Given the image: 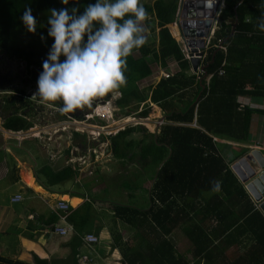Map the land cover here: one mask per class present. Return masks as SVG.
<instances>
[{"label":"trees","instance_id":"1","mask_svg":"<svg viewBox=\"0 0 264 264\" xmlns=\"http://www.w3.org/2000/svg\"><path fill=\"white\" fill-rule=\"evenodd\" d=\"M178 1L141 0L149 13V19L145 22L148 29L146 36H156L157 40L156 43L147 42L127 58V86L117 92L119 96L114 100V105L117 110H130L131 104L135 105V109L139 104H143V110L140 112H124L125 116L138 119L146 118L154 104L164 114L166 123L148 142L141 140L134 144L125 141V137L136 129H141L138 125L128 126L107 137L108 148L113 157L131 159L136 154L130 149L138 147V156L143 164L156 169L149 209L142 212L136 208L115 205L114 215L120 222L130 225L132 222L136 223L137 219L138 227L150 222L167 234L173 224L180 222V226L187 229L186 234L195 232L205 236L214 234L217 231L216 222L221 228L223 220L229 216L232 221L228 227L231 228L236 225L235 222H240L233 227L235 232L249 233V240L254 242L257 253L260 251L264 258V218L255 210L239 178L230 168V163L245 151L238 153L233 145L219 142L221 140L246 144L252 115L264 113V110L253 109L239 101L241 96L246 95L264 97V31L258 26L261 15L264 14V0H225L217 29L202 60L203 66L207 64L206 73L190 70L189 62L183 57L180 46L170 30L176 19ZM95 3L96 0H69L67 5H64L62 0H0V51L20 61V66L37 65L43 71V62L54 43V39L48 35L49 10L67 8L71 14V9L77 8V14L80 15L87 5ZM26 8L31 9L37 27L35 33L30 32L27 35L28 42L24 43L13 33L17 28L22 29L20 26H25L22 16ZM24 31L27 32V28ZM219 40L226 50L216 46ZM34 43L42 45L46 51L37 52ZM64 59L62 56L61 61ZM151 61L161 69H167L168 61H171L174 69H170L171 74L168 77H161L154 85H148L150 87L145 92L139 82L153 73ZM220 70L223 73L219 74ZM110 94L102 99H107ZM20 103L18 106L24 107L25 103ZM58 105L62 106L61 103ZM26 107L20 116L17 112L5 114L3 128L6 131H26L32 127L25 118ZM78 110L85 114L89 113L91 108ZM59 115L57 121L66 118L64 113ZM192 122L197 128L189 126ZM142 132L149 134L145 130ZM80 137L77 133L72 134L75 141ZM78 142L79 148L84 146L82 139ZM226 150H231L234 156L226 157ZM75 175L76 171L70 166L54 171L44 164L37 170V176L43 178L41 184L47 189ZM215 181L221 184L219 192L212 191ZM97 197L100 198L101 195ZM187 199L197 200L191 216H187L181 206V202ZM177 214L181 218H177ZM79 217L76 212L67 217L75 231V236L70 242H76L73 245L74 252L82 241L80 239L87 234L79 226ZM209 219L213 220L215 225L206 223ZM58 220V216L52 214L45 224L53 231ZM207 244H211V241H207ZM159 247L151 245L152 254H156ZM140 250L130 249L137 256L133 259L127 258L128 264H147L148 259H144L145 256L141 255ZM171 250L173 253V248ZM249 256L240 258L237 264H252L256 259L253 250L249 252ZM48 263L47 259H36L34 263H28L0 255V264ZM261 264H264V259Z\"/></svg>","mask_w":264,"mask_h":264},{"label":"crops","instance_id":"2","mask_svg":"<svg viewBox=\"0 0 264 264\" xmlns=\"http://www.w3.org/2000/svg\"><path fill=\"white\" fill-rule=\"evenodd\" d=\"M232 31L234 32V27ZM239 101L242 105L253 107V109L264 110V97H251L246 95L241 96ZM189 126L197 128L194 122ZM123 129L124 127L116 128L114 133L108 135L113 136ZM133 136H136V134H133ZM5 137L8 136L5 135ZM107 137L108 136H105L104 138L96 137L92 139V146H95L92 148L86 147V145L81 148H79L78 145L75 146L80 149V153L78 155L73 154L71 158L77 156V163L71 162L69 148L66 149L64 153H59L55 159H50L52 162L51 165L49 163L46 164H48L52 170L57 171L66 166H70L76 171V175L60 184L48 187L49 190L41 184L43 178L37 176V170L44 164L40 165L37 169H32L31 167L27 168V159L24 161L23 158H27V156L31 157L29 154L30 151L29 153L22 155V153L17 150L15 152L14 150V148L18 149L19 146L23 144L25 138L18 140L16 143L18 145L12 147L11 150H9L7 144L2 145L3 158L0 160V202L2 205L0 206V245L4 243L3 240L7 237L8 239L13 238L16 241V244L14 247L8 245L10 248H0L1 256H16L13 259H19L28 263H34L36 259H47L51 264H81V260H79L77 255L86 254L90 258L88 264H92V255L80 251L82 246H86L90 248V252L97 255L104 264H128L126 261L127 258L133 259L137 256L136 254H133L130 249L139 248L141 249V255L143 257L145 256L144 259H148L146 260L147 264H237V262L241 260L240 258L249 256L251 250H253L256 255V259L252 264H261V262H263L264 258L261 252L259 251L257 253V246L254 242L249 240V238H251L250 234L246 232H235V228L233 227L239 225L240 222H235L234 224L236 225L231 228L228 227V224L232 221L229 216L223 220L221 228H219V225H217L216 222L217 231L214 234L207 236L202 233L197 235L195 232L186 234L187 229H184L185 227L182 228L179 222L176 225L173 224L169 234L160 230L161 233L158 234L156 232L152 240L149 239L147 234L148 228L145 226L148 222L141 224L142 227H138L139 222L137 219L136 223L132 222V225L120 222L114 215V205H111V207L109 206V208L105 205L107 200L106 197L101 195V193L106 189V185H102L103 183L101 182V179L103 175H100L98 172L102 170L104 161H108V163L110 162L113 168L114 164L112 163L114 160L130 159L113 157L110 149L105 155L98 152L100 150H97L98 148L96 145H109ZM141 140L147 141V138L140 137L125 141H131L134 144H137ZM219 142L233 145L235 148L234 150L238 153L242 150L245 151L243 155L250 153V151L254 149H258L264 153V113H255L252 115L249 136L246 144H234L221 140H219ZM24 145L27 146L26 144ZM135 149L136 151L134 154L136 155L131 159L136 157V161L141 162L139 166L135 164V167L142 172L144 164L138 156V147ZM225 154L228 158H231L233 155L231 150H226ZM243 155L238 156V158H235L233 162L230 163V168L237 177L238 174L233 169V165L238 161L239 157ZM9 158L14 160V165L9 166ZM88 158L93 159V161L91 163H86ZM139 162L137 163L139 164ZM139 176L140 174L136 171V174H134L135 179H133V181L138 182V185L136 183L134 184L136 187L141 188L143 186H140L139 182H143L144 180L139 179ZM70 182H77L75 187L76 185H80V188H75V190H71L70 187L65 188L67 185L71 186L69 185ZM239 182L249 195L250 202L253 203L255 210H257L264 218L260 203L256 199L259 198V194H257V192H251L255 191L254 186L252 185V187H250V185H245L240 178ZM257 183L261 182L258 181ZM256 185L257 184H255V186ZM141 189L143 190V188ZM75 192H82L83 196L81 197L75 194ZM5 194H7V205L2 203ZM17 194H20L22 199L17 202H12L11 199ZM97 195H101V197L98 198ZM67 197L75 199L74 202L72 203ZM26 198H28V200L31 199V202H26ZM137 198H139L142 203H139L140 200L138 199L137 202H135V206L140 207V209H138L142 211L144 197L142 195ZM49 200L54 201V206H50L51 203ZM60 201L67 203L69 208L68 216L75 212L76 215L80 216L78 210L84 205L91 207V215L94 213L98 215L95 211H99V208H104V210H100V217L95 230L86 232L87 234H93L98 238L99 241L96 246L81 241L80 245L76 248V252H74V250H71L70 248L73 249L72 246L76 242H70L73 236H75V231L67 218L65 221L66 224L61 220H58L54 227L55 230L57 225L59 227H64L65 225L70 226L72 231L66 236L57 235L54 233V230H50V227L45 224L46 218L52 214H60V211L57 209V203ZM196 201L197 200L194 201L187 199L181 202L182 205L180 203V205L184 207L187 216L192 215V209L196 206ZM44 206H47V211L42 209ZM40 209H42V211H40ZM177 215V218H181L179 214ZM243 218L244 217H241V219ZM77 220L80 221L81 216ZM206 223H214L215 225V222L211 219ZM214 225L211 226V228L214 227ZM112 237L115 239V243L112 242ZM26 238H30L31 242H26ZM80 240H82V238ZM209 240L211 241V244H207V241ZM151 245L160 246L156 254H152V251L150 250ZM213 246H217V249ZM172 248L173 253H171ZM128 252H130V254H128ZM240 264L244 263L241 262Z\"/></svg>","mask_w":264,"mask_h":264},{"label":"clouds","instance_id":"3","mask_svg":"<svg viewBox=\"0 0 264 264\" xmlns=\"http://www.w3.org/2000/svg\"><path fill=\"white\" fill-rule=\"evenodd\" d=\"M62 3L67 5L69 0H62ZM214 4L215 0H208L207 6L214 8ZM49 11L48 35L54 39V43L47 59L43 62V71L37 81L38 91L34 96H39L46 102H61L62 107L56 105L59 109L58 113H72L78 109L91 108L89 113L79 115V118L84 116L83 120L86 122L94 119H105L104 122L112 120L113 113L118 111L114 105V100L119 96L117 92L127 86L125 75L128 70L127 58L134 50L147 43L148 29L145 23L149 19L147 9L141 0H96L95 4L87 5L80 15L77 14L79 11L77 8H72L71 14L67 8ZM22 21L29 32H36L37 22L30 8L24 11ZM258 26L264 31V14L261 15ZM178 38L181 42V46L177 42L180 49L185 51L179 34ZM41 39L43 40L44 37ZM205 54L204 50L203 58ZM62 56L65 58L63 61H61ZM200 60L195 71L190 67L192 72L201 73L203 59ZM114 93H116L115 98L112 96ZM108 94L110 96L107 99H102ZM96 107L99 115L92 114ZM17 115L20 116L18 113ZM85 115H93V117L86 119ZM123 119L124 122L130 121L123 122L120 126L125 129L131 123L132 126H139L141 118L125 116ZM95 128L93 133L97 131L100 134H109L105 131L109 128L105 126H95ZM73 133L83 134V132ZM220 190V182H213L212 191Z\"/></svg>","mask_w":264,"mask_h":264},{"label":"rangeland","instance_id":"4","mask_svg":"<svg viewBox=\"0 0 264 264\" xmlns=\"http://www.w3.org/2000/svg\"><path fill=\"white\" fill-rule=\"evenodd\" d=\"M177 21H178V15H177L176 22ZM20 27H22V29L17 28L15 32L13 33V35L17 37L18 39H20L22 42L26 43L28 42V37H29L27 35L30 32L24 31L26 29L25 26H20ZM170 30L173 36L177 38L176 41L181 46V42L178 38L176 26L173 25L172 27H170ZM156 40H157L156 36L147 35L148 43H152L153 41L156 43ZM34 45L36 46L37 52L44 53L46 51V49L42 45H39L37 43H34ZM16 60L17 59H15L14 57L0 51V67L2 70L7 71L10 68L21 69L20 64L19 66H17L18 63H20V61L18 60L16 61ZM168 62H169L168 63L169 65L166 70L168 73H171L170 69L171 68L174 69V65L171 61H168ZM151 64H152L153 73L149 77H147V79H144L139 82V85L142 88H144L145 92L147 88L150 87L148 85H154L158 81L159 76H160V71L163 70L160 68L159 65L156 66L152 61H151ZM27 67H28L27 69H28L29 75H30V71H35L37 73V75L35 76L37 77L36 79L38 81V77L40 73L42 72V68L38 67L37 65H31ZM37 81L35 82V84H32V85H28V86L21 85L18 87H13L3 82L4 87L0 88L1 89L0 90V113L4 114V117H5V114L8 115V114H12L15 112L22 115L24 107L27 106L26 107L27 117L25 118L27 119L26 121H28L32 126L31 129L22 131L19 134H15L13 132H8L4 130L3 128H1L2 122L0 118V160L3 158L2 145L7 144L9 150H11L12 147L18 145L16 144L18 140H22L21 138H25L24 139L25 141L23 142V144H21L18 149L14 148V150L15 152L17 150L18 152L22 153V155L25 153H29L30 151L29 154L31 155V157L27 156V158L26 157L23 158L24 161L27 159L26 160V164L28 166L27 168L31 167L32 169H37L40 167V165L46 164V163H49L51 165L52 162L50 161V159L51 160L55 159L59 153L60 154L64 153L66 149L68 148H69L70 158L72 157L73 154L78 155L80 153V149L76 148L75 146H77V144L79 143L78 141H80L81 139L83 140V144L86 145V147H91V148L95 147V146H92V143H93L92 139L96 137L94 138L91 137V134L94 136L97 135L92 132V131H95L94 130L96 129L95 126H99V127L105 126L106 128H109L105 131L109 132V134H112L115 132L116 128H120V126L123 124L124 122L123 118L125 117L124 112L128 111L132 113V112H140L141 110H143L142 104H139L137 109H135V105L131 104L130 110L120 109L114 112L112 120H108L107 122L106 121L104 122L105 119L103 120L94 119L90 122H86L85 120H83L84 116H82L79 119H76V116L74 114L71 115L70 113H65L66 118L64 120L60 119L59 121H57V119H59L60 117L58 113V110H59L58 106H56L52 102H46L42 100L39 96H34L38 91ZM3 90H5L4 91L5 93L3 92ZM19 91H23V92L19 94L20 93ZM27 96H29V98H26ZM112 96L115 98L116 93H114ZM99 100L101 99L99 98ZM21 101L25 103V105H23L24 107L18 106L19 104L21 105L20 103ZM7 104H8V109H6ZM132 105L134 107H132ZM27 109L29 110L27 111ZM68 116L70 117L68 118ZM139 121H140V124L138 127H140L141 129H136V131H134L132 134L125 137V140L145 137L147 138V141H150L151 139H153L152 135H157L161 125L166 123L164 114L160 111L159 107H157L154 104L153 106H151V111L148 114V116L144 119H140ZM126 122H130V121H125L124 123ZM132 125L133 123L130 124V126ZM75 128L77 129L74 131ZM144 130L147 131L149 134H147L146 132H142ZM72 132H78V133L83 132V134L80 133L81 134V135L79 134L81 136L80 139H77L75 141L72 138ZM133 134H136V136H133ZM5 135L8 137H5ZM107 135L108 133L106 134L101 133L99 138H104ZM24 144H26L27 146H25ZM96 147L98 148L97 150H100L98 152L102 153V155L107 154L109 150L108 148L109 145L107 146L105 144H102L100 146L96 145ZM130 151L132 153H135L136 150L134 148L133 149L131 148ZM227 151H230V150H227ZM136 159L137 158L135 157L134 159H130V160H125V159L124 160H118V159L114 160L112 163L114 164L113 168L110 162L109 163L108 161L103 162V165H102L103 168L98 173L100 175H103L101 179V182L103 183L102 185L104 184L106 185V189L105 190L103 189L104 191L101 193V195L103 197H106L107 201L105 202V205L107 206V208H109V206L111 207V205H114V206L123 205L127 207L140 209V207L135 206V202H137V200L139 199L137 197H141L142 195L144 197V205L142 208V212L147 211L149 207L151 206L150 196H151L152 187H153L152 185L154 182L153 177H154V173L156 169H153L151 165H143V170L142 172H140V170L137 167H135V164L139 166L141 162L136 161ZM92 161L93 159L88 158L86 163H89V162L91 163ZM71 162L77 163V156L75 158H71ZM137 162H139V164ZM14 164H15L14 160L9 158V166H12ZM107 164H108V167H107ZM136 171L138 174H140L139 179L144 180L143 182L141 181L139 182V185L143 186L141 187L143 188V190L140 187H136L134 184L136 183L138 185V182L133 181V179H135L134 174H136ZM258 181L259 180H257V182ZM76 183L70 182L69 185L71 186L67 185L65 186V188L70 187L71 190H75V188L79 189L80 185H76L75 187ZM258 184H261V183H258ZM78 193L75 192V194L81 197L83 196L82 192H78ZM67 198H69L68 200H70L72 203L75 200L70 197H67ZM25 201L30 203L31 199L28 200V198H26ZM7 202H8L7 194H5L4 200L2 201V203H4V205H7ZM49 202L51 203L50 206H54V201L49 200ZM21 203H20V206H21ZM139 203H142L141 200ZM0 206H2L1 202H0ZM42 209L47 211L48 208L47 206H44L42 207ZM42 209H40V211H42ZM99 209L104 210V208H99ZM100 210L95 211L98 215H96L95 213L91 215V207L88 205H84L78 210L81 216V221L79 223V226L83 231L89 232L90 230H95L99 217H100V214H99ZM49 217L46 218L45 221H48ZM145 226H147L148 228L147 234L150 240L154 238L156 232L158 234L161 233L160 230L156 228L150 222L147 223V225ZM111 240L113 243H115V239L113 237ZM0 241H1V237H0ZM3 241L4 243L0 245V248H10L8 245H10L11 247H14V245L16 244V241L13 238L8 239L7 237ZM26 242H31V239L26 238ZM70 249L73 250L72 248ZM80 251L84 253H88L89 255H92L93 257L92 264H104L97 257V255L92 254V252H90L91 251L90 248L86 246H82ZM5 257L7 258L10 257V259H13L16 256H5ZM13 260H17V259H13Z\"/></svg>","mask_w":264,"mask_h":264},{"label":"water","instance_id":"5","mask_svg":"<svg viewBox=\"0 0 264 264\" xmlns=\"http://www.w3.org/2000/svg\"><path fill=\"white\" fill-rule=\"evenodd\" d=\"M207 5L208 0H179L176 9L177 33L184 43L186 52L191 56L189 64L192 71H195L200 64L225 0H215L214 8H209ZM234 14L236 17L235 9ZM206 66L207 64L200 67L204 73H206ZM74 115L79 117V113ZM233 169L245 185L254 186L255 191L251 192L259 194V198L256 199L264 213V153L258 149L251 150L250 153L239 157ZM257 180L262 184H258Z\"/></svg>","mask_w":264,"mask_h":264},{"label":"built area","instance_id":"6","mask_svg":"<svg viewBox=\"0 0 264 264\" xmlns=\"http://www.w3.org/2000/svg\"><path fill=\"white\" fill-rule=\"evenodd\" d=\"M176 19H177V17H176ZM218 19H219V17H218ZM218 19H217V21H216L215 24H214V30H213V32L211 33V37H210L209 41L207 42V45H206L207 47L209 46L211 40L213 39L214 32H215L216 29H217ZM177 22H178V21H177ZM177 22H176V20H175V22H173L172 24H174L175 26H177ZM216 46H217L218 48H220V49L222 48L223 50H226L225 46L222 45V43H221L220 40L218 41V44H216ZM181 51H182V53H183L184 58L187 59V60H189V58H190L191 56L186 52V50L184 51V49H181ZM201 59H203V57H201ZM221 73H223L222 70H220L219 74H221ZM169 75H170V73H168L167 70H162V71H160V76H159V78H160V77H164V78H166V77H168ZM142 105H143V104H142ZM92 114H94V115H99V114H98V107H96V109H94V113H92ZM89 117H90V118H89ZM92 117H93V115H87V116H86V119H91ZM66 128H67V127H66ZM76 129H77V128H75L74 131H75ZM102 129H104V127H103ZM102 129H101V130H102ZM17 133H20V132H17ZM94 134H97V135H95V136L92 135L93 138H94V137H99L100 132H96V133H94ZM21 199H22L21 195H20V194H17V195H15L11 200H12V202H17V201H20ZM57 209L60 211V214L58 215L59 218H60V220H61V221L66 220V217H67L68 214H69V208H68L67 203H65L64 201H60V202H58V203H57ZM70 231H72L71 227L65 225L64 227H59V226H57V227L55 228V230H54V233H56V234H58V235H60V236H66ZM82 241H83L84 243H86V244L96 245V244L98 243L99 240H98V238H97L95 235H93V234H86V235L82 238ZM77 257L79 258V260H81V264H88L89 261H90V258H89L87 255H85V254H83V255H82V254H78Z\"/></svg>","mask_w":264,"mask_h":264},{"label":"flooded vegetation","instance_id":"7","mask_svg":"<svg viewBox=\"0 0 264 264\" xmlns=\"http://www.w3.org/2000/svg\"><path fill=\"white\" fill-rule=\"evenodd\" d=\"M19 64L20 63H18L17 66H19ZM20 67H21V69H18V68H10L7 71L2 70L1 67H0V88L4 87L3 82L4 83H7V85H11L13 87H18V86H21V85L28 86V85L35 84V82L37 81V79H36L37 77L35 75H37V73L35 71H30L29 70L30 71V75H29L28 69H27L28 67L27 66L23 65V66H20ZM4 91L5 90H3V92ZM21 93L22 92H20L19 94H21ZM26 98H29V96H27ZM52 103H54L55 105H58L61 102H52ZM76 113H79L80 115L83 114L81 110H76V112L74 111V112H72L70 114L72 115V114H76ZM70 116H68V118ZM0 118H1V121L4 122V118H5L4 117V114H1L0 113Z\"/></svg>","mask_w":264,"mask_h":264}]
</instances>
